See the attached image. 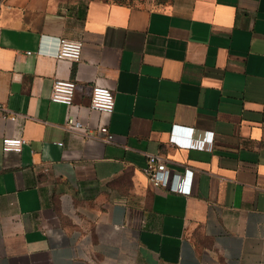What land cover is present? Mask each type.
I'll list each match as a JSON object with an SVG mask.
<instances>
[{
	"label": "crops",
	"instance_id": "0c3cea01",
	"mask_svg": "<svg viewBox=\"0 0 264 264\" xmlns=\"http://www.w3.org/2000/svg\"><path fill=\"white\" fill-rule=\"evenodd\" d=\"M57 78L77 81L69 109ZM0 104L18 115L0 109V264H264V0H0ZM150 155L191 169V193L153 185Z\"/></svg>",
	"mask_w": 264,
	"mask_h": 264
},
{
	"label": "built area",
	"instance_id": "2783aa9c",
	"mask_svg": "<svg viewBox=\"0 0 264 264\" xmlns=\"http://www.w3.org/2000/svg\"><path fill=\"white\" fill-rule=\"evenodd\" d=\"M83 50V41L74 40L66 37H58V46L56 51V59H68L70 61H80ZM28 53H31L29 51ZM77 89V81L75 79L57 78L53 82L50 99L54 102L62 103L71 108L75 104V95ZM90 108L101 112L105 116L111 115L115 111V94L113 89L104 84L95 83L92 87ZM3 111V117L11 121H16L17 113L9 112L0 104ZM65 126L77 133L92 138H101L103 141L110 142L115 140V134L111 131L107 123H101L96 131L92 132L89 126L82 121L77 115L67 113ZM177 129L172 133L171 142L185 147H192L193 140H182L177 136ZM213 138V133L208 134L206 138ZM3 148L5 151H21L26 142L23 136L2 137ZM63 145V142H59ZM146 167L148 169L149 181L155 186L166 187L171 191L189 195L192 191L193 171L186 169L184 173H174L157 155H150Z\"/></svg>",
	"mask_w": 264,
	"mask_h": 264
},
{
	"label": "water",
	"instance_id": "95a60500",
	"mask_svg": "<svg viewBox=\"0 0 264 264\" xmlns=\"http://www.w3.org/2000/svg\"><path fill=\"white\" fill-rule=\"evenodd\" d=\"M188 131L193 133V131H190V130H188Z\"/></svg>",
	"mask_w": 264,
	"mask_h": 264
}]
</instances>
